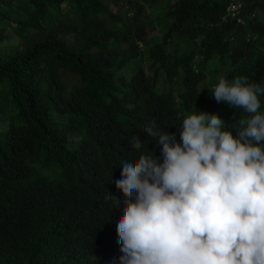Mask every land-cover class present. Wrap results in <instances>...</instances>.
I'll list each match as a JSON object with an SVG mask.
<instances>
[{
    "label": "trees",
    "instance_id": "16d2710c",
    "mask_svg": "<svg viewBox=\"0 0 264 264\" xmlns=\"http://www.w3.org/2000/svg\"><path fill=\"white\" fill-rule=\"evenodd\" d=\"M161 1L0 0V264L118 258L121 209L106 196L120 192V161L160 156L145 124L175 133L184 117L225 108L235 134L250 118L198 89L196 50L176 55L175 42L199 48L197 66L229 64V83L264 88V0H177L161 42L147 47ZM238 19L246 26L236 36ZM136 134L147 143L133 148Z\"/></svg>",
    "mask_w": 264,
    "mask_h": 264
},
{
    "label": "clouds",
    "instance_id": "9594fccd",
    "mask_svg": "<svg viewBox=\"0 0 264 264\" xmlns=\"http://www.w3.org/2000/svg\"><path fill=\"white\" fill-rule=\"evenodd\" d=\"M241 21V20H240ZM203 88V87H202ZM264 88L220 78L217 103L251 114L233 131L215 112L182 119L176 134L145 124L151 149L120 161L118 195L106 196L117 213L120 255L102 264H264ZM173 124V123H172ZM148 141V140H147ZM147 143L140 134L131 146Z\"/></svg>",
    "mask_w": 264,
    "mask_h": 264
},
{
    "label": "rangeland",
    "instance_id": "374dc122",
    "mask_svg": "<svg viewBox=\"0 0 264 264\" xmlns=\"http://www.w3.org/2000/svg\"><path fill=\"white\" fill-rule=\"evenodd\" d=\"M177 0H162L161 4L155 6V13L160 12V15L158 14L156 17H154L151 20V23L153 25L154 29H147L149 33V39L147 47H151L152 45L156 44V42H161L162 36H163V30L165 26H169V17H167V10H168V4H174ZM158 10V11H157ZM225 21V20H224ZM246 26V21L241 20L237 21V28L235 29L236 36L240 35L241 31L240 29L242 27ZM264 41V39H261ZM175 44L178 47V51L176 55H181L183 53H186L187 51H191L192 48H195V56L193 59V71L197 75H204L202 80L199 83L198 89H204V88H212L219 82L220 78H224V73L230 69L229 64H223L221 59L218 57H214L213 59L203 62L200 66H197V64L203 59L202 56L198 55L199 48L195 45L191 47L190 43L187 40L180 39L175 42ZM140 47L145 50L144 46L140 44ZM8 48L6 46L1 45L0 50L5 51ZM170 49V47H169ZM178 77H176V81L173 86V90L177 91L179 80L177 82ZM217 82V83H216ZM203 87V88H202ZM227 109H221L217 111L216 113L220 116H224L227 112ZM180 129H178L176 134L177 142H179L180 136H179Z\"/></svg>",
    "mask_w": 264,
    "mask_h": 264
},
{
    "label": "built area",
    "instance_id": "2783aa9c",
    "mask_svg": "<svg viewBox=\"0 0 264 264\" xmlns=\"http://www.w3.org/2000/svg\"><path fill=\"white\" fill-rule=\"evenodd\" d=\"M234 9H235V6H234V5H233V6L231 5V6L228 8L229 11H232V10H234ZM232 15H234V14L232 13ZM238 21H240V19H238Z\"/></svg>",
    "mask_w": 264,
    "mask_h": 264
}]
</instances>
